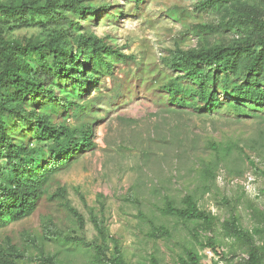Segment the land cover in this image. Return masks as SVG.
Returning <instances> with one entry per match:
<instances>
[{
  "label": "rangeland",
  "instance_id": "rangeland-1",
  "mask_svg": "<svg viewBox=\"0 0 264 264\" xmlns=\"http://www.w3.org/2000/svg\"><path fill=\"white\" fill-rule=\"evenodd\" d=\"M57 1L61 19L76 23L64 0H0L38 8ZM210 1L84 0L79 6L96 9L95 17L59 27L74 42L94 36L125 58L106 59L112 70L85 93L56 82L60 98L85 107L71 106L59 122L73 130L93 125L95 146L53 175L33 216L0 228V244L19 264H96V246L113 255L111 239L128 264H178L187 249L201 264H250L249 247L226 229L233 216L264 253V107H232L225 83L223 104L213 113L174 106L164 90L177 77L169 66L175 52L259 41L246 23L264 21V0L204 7ZM0 30L22 43L45 42L53 32L36 18L2 22ZM50 104L39 95L30 109L43 113ZM188 196L215 218L213 229L164 212L169 202L182 208ZM154 227L167 228L171 237H153Z\"/></svg>",
  "mask_w": 264,
  "mask_h": 264
},
{
  "label": "trees",
  "instance_id": "trees-1",
  "mask_svg": "<svg viewBox=\"0 0 264 264\" xmlns=\"http://www.w3.org/2000/svg\"><path fill=\"white\" fill-rule=\"evenodd\" d=\"M66 1L67 11L76 15V23L61 19L63 11L55 7L58 1L39 8L30 4L13 7L0 2V23H25L36 18L41 26L48 25L53 31L45 42L22 43L9 39L0 30V228L33 216L49 192L53 175L68 166L77 153L95 146L93 125L73 130L59 122V116L71 106L79 110L85 107L60 98L54 90L56 82L85 93L105 70H112L106 59L125 58L97 37L81 35L74 42L69 30L59 28L66 24L70 28L74 24L78 26V20L86 16L94 18L97 12L92 7L79 6L84 0H72L70 4ZM227 1L211 0L204 7H216ZM246 27L258 33L256 44L173 54L169 66L177 77L164 87L172 105L213 113L223 104L219 91L221 83H225L232 107H264V35H260L264 34V21L247 22ZM231 77L236 81L231 83ZM39 95L51 101L43 113L30 109ZM28 127L31 132L24 133ZM182 204L178 208L169 202L164 212L213 229L215 218L201 210L193 196L184 198ZM225 226L229 234L249 247L250 264H262V248L255 244L254 235L241 226L237 217L233 216ZM96 228L107 240L98 222ZM152 236L170 238L171 233L165 227H154ZM111 241L113 255L108 254L106 247L96 246V264H128L119 243ZM207 246L216 251L213 239ZM18 260L0 244V264H19ZM152 264L159 263L154 260ZM178 264H201V258L194 249H187Z\"/></svg>",
  "mask_w": 264,
  "mask_h": 264
}]
</instances>
